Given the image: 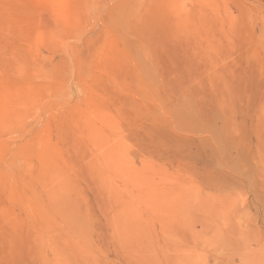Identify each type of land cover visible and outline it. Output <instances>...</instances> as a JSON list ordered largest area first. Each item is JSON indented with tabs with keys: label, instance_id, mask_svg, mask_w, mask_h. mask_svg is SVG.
Listing matches in <instances>:
<instances>
[{
	"label": "rangeland",
	"instance_id": "rangeland-1",
	"mask_svg": "<svg viewBox=\"0 0 264 264\" xmlns=\"http://www.w3.org/2000/svg\"><path fill=\"white\" fill-rule=\"evenodd\" d=\"M0 264H264V0H0Z\"/></svg>",
	"mask_w": 264,
	"mask_h": 264
}]
</instances>
